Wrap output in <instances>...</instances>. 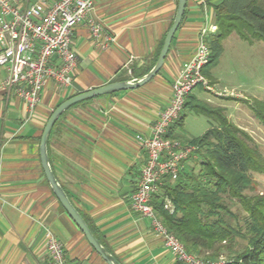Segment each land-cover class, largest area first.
Instances as JSON below:
<instances>
[{
    "label": "crops",
    "instance_id": "0c3cea01",
    "mask_svg": "<svg viewBox=\"0 0 264 264\" xmlns=\"http://www.w3.org/2000/svg\"><path fill=\"white\" fill-rule=\"evenodd\" d=\"M20 1L26 6L39 0ZM220 2L186 0L182 21L155 77L141 87L72 105L48 135L52 173L94 236L120 264H181L153 233L150 220L132 210L131 195L146 158L142 141L167 105L171 86L192 57L206 23L214 24L213 7ZM177 4L178 0H93L85 20L72 32L78 62L71 86L58 87L49 80L32 114L14 89L2 86L6 73L0 69V264H42L45 229L62 244L67 264H106L46 181L41 135L51 113L65 100L110 83L135 81L150 71ZM90 22L100 24L114 43L93 40ZM185 104L182 124L174 130L177 141L187 110L203 115L192 109L200 104L193 93ZM205 118L210 127L213 122ZM233 124L245 130L244 122ZM198 170L193 159L183 164V173ZM174 184L162 180L152 205L163 201L172 212L164 193Z\"/></svg>",
    "mask_w": 264,
    "mask_h": 264
},
{
    "label": "built area",
    "instance_id": "2783aa9c",
    "mask_svg": "<svg viewBox=\"0 0 264 264\" xmlns=\"http://www.w3.org/2000/svg\"><path fill=\"white\" fill-rule=\"evenodd\" d=\"M93 6V0H39L23 6L20 0H0V69L6 73L2 86L14 89L32 114L40 103L41 91L49 80L58 87L71 86L77 55L71 47L74 28L82 23ZM88 29L95 41L112 44L100 24L90 22ZM217 32L208 25L197 39L194 53L181 68L171 86L172 94L150 127L142 145L146 153L136 190L131 195L132 210L150 220L153 233L181 264H224L227 259L210 261L187 252L185 246L170 233L156 215L152 197L162 180H175L192 146H182L166 138L169 128L180 117L192 90L204 86L212 90L203 74L210 60L209 37ZM46 257L42 264H67L62 244L48 229L44 230Z\"/></svg>",
    "mask_w": 264,
    "mask_h": 264
},
{
    "label": "trees",
    "instance_id": "16d2710c",
    "mask_svg": "<svg viewBox=\"0 0 264 264\" xmlns=\"http://www.w3.org/2000/svg\"><path fill=\"white\" fill-rule=\"evenodd\" d=\"M213 20L217 32L208 39L211 55L205 68L217 61L222 41L232 33L248 43L264 44V0H221L213 7ZM186 107L187 104L183 110ZM250 108L264 128V105L253 103ZM192 109L213 122L200 137L188 142L194 150L183 164L193 159L199 170H181L175 180L165 178L175 182L166 186L164 193L173 211L163 201L152 205L153 209L191 254L212 260L227 253L230 257L224 264H264V195L244 193L252 189L251 173L264 174V158L251 145L246 132L228 121L221 109L202 104ZM183 118L182 112L166 138L176 140L174 130L181 126ZM234 201L245 213L242 218L231 208ZM239 238H244L246 244L237 252L234 246Z\"/></svg>",
    "mask_w": 264,
    "mask_h": 264
},
{
    "label": "rangeland",
    "instance_id": "374dc122",
    "mask_svg": "<svg viewBox=\"0 0 264 264\" xmlns=\"http://www.w3.org/2000/svg\"><path fill=\"white\" fill-rule=\"evenodd\" d=\"M204 77L212 90L204 86L193 89L191 93L195 95L197 103L212 109L220 108L225 111L226 118L230 116L232 123L244 122V131L250 137L251 145L264 158V128L250 108L253 103L264 105V44L259 41L248 43L235 33L230 34L222 41V52L217 61L205 68ZM186 114L183 126L178 130L183 143L178 142L183 146H188L190 140L200 137L209 127L205 116L195 115L190 110ZM250 176L252 189L244 193L247 196L264 195V174L251 173ZM231 208L239 217L245 215L236 201ZM239 224L245 234L243 220ZM244 238L238 239L235 251L244 248ZM228 257L225 253L210 261H221Z\"/></svg>",
    "mask_w": 264,
    "mask_h": 264
},
{
    "label": "water",
    "instance_id": "95a60500",
    "mask_svg": "<svg viewBox=\"0 0 264 264\" xmlns=\"http://www.w3.org/2000/svg\"><path fill=\"white\" fill-rule=\"evenodd\" d=\"M185 5H186V0H178L175 17L173 19V22L170 28L168 29L164 37V41L159 51L157 60L150 71H148L144 76L140 77L139 79L135 81L110 83V84L101 86L99 88H95V89L88 90L86 92L77 94L65 100L64 102L59 104L54 109V111L51 113L50 117L48 118L45 124L42 135H41L40 159H41V164H42V168H43L46 181L48 182L52 192L54 193L55 197L59 201L62 208L65 210V212L69 215V217L73 220L76 226L83 233L88 244L94 249V251L101 257V259L106 264H120V263L110 253H108V251L102 246V244L94 236V234L88 227L87 223L82 218V216L79 214V212L76 210V208L73 206V204L70 202L66 193L64 192V190L62 189V187L56 180L54 174L52 173V170L49 165L47 149H46L48 135L53 125L58 120V118L72 105L78 102L86 101V100L96 98L99 96H104V95L116 93L119 91H125V90H130V89L141 87L142 85L148 83L153 77H155L164 63V59L169 51L172 38L182 21Z\"/></svg>",
    "mask_w": 264,
    "mask_h": 264
}]
</instances>
